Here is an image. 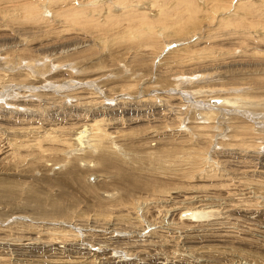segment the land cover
<instances>
[{
  "label": "rangeland",
  "instance_id": "374dc122",
  "mask_svg": "<svg viewBox=\"0 0 264 264\" xmlns=\"http://www.w3.org/2000/svg\"><path fill=\"white\" fill-rule=\"evenodd\" d=\"M0 264H264V0H0Z\"/></svg>",
  "mask_w": 264,
  "mask_h": 264
},
{
  "label": "bare ground",
  "instance_id": "6f19581e",
  "mask_svg": "<svg viewBox=\"0 0 264 264\" xmlns=\"http://www.w3.org/2000/svg\"><path fill=\"white\" fill-rule=\"evenodd\" d=\"M214 102H212L213 104ZM231 103V102H230ZM207 115H204V117L207 118ZM211 115V114H210ZM101 122L98 123V121H95L93 124H85L82 125L77 131L74 133V137L72 139L74 140L73 143L79 145L85 141V138L87 137H94L92 141V145H95L96 143L101 144L102 139L104 138L105 135H107L106 131L102 129V126L100 124ZM104 128V127H103ZM91 140V139H88ZM98 144V145H99ZM89 145V144H88ZM91 145V144H90ZM83 145H81L82 147ZM106 146V145H105ZM80 148V147H79ZM91 176V175H90ZM191 211L192 213H187V217H193V218H199L198 216V211L197 210H186ZM201 211V210H200ZM201 213V212H200ZM202 214V213H201ZM182 216V215H181ZM201 217V216H200Z\"/></svg>",
  "mask_w": 264,
  "mask_h": 264
}]
</instances>
